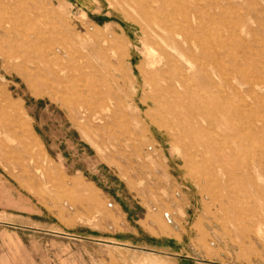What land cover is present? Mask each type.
I'll use <instances>...</instances> for the list:
<instances>
[{
    "label": "rangeland",
    "instance_id": "374dc122",
    "mask_svg": "<svg viewBox=\"0 0 264 264\" xmlns=\"http://www.w3.org/2000/svg\"><path fill=\"white\" fill-rule=\"evenodd\" d=\"M0 264H264V0H0Z\"/></svg>",
    "mask_w": 264,
    "mask_h": 264
},
{
    "label": "bare ground",
    "instance_id": "6f19581e",
    "mask_svg": "<svg viewBox=\"0 0 264 264\" xmlns=\"http://www.w3.org/2000/svg\"><path fill=\"white\" fill-rule=\"evenodd\" d=\"M127 3H128V2H127ZM168 27H169V26H166V29H167V30H169ZM163 38H164V37H163ZM164 40H166V39L164 38ZM169 40H170V39H169ZM153 41H155V38H153V37L150 36V37H149V42H153ZM167 41H168V40H167ZM168 42H169V41H168ZM175 42H176V41H175ZM147 43H148V41H147V42H144L145 45H147ZM171 43H172V41H171ZM177 44H178V43H177ZM171 45H172V44H171ZM174 45H175V44H174ZM172 46H173V45H172ZM175 47H177V46H175ZM180 49H181V48H180ZM147 50H148L149 53H151L149 47H148ZM160 52H161L162 55L165 53L164 51H160ZM183 52H184V51H183ZM154 63H155V62L153 61L152 64H154ZM57 70H58V69H57Z\"/></svg>",
    "mask_w": 264,
    "mask_h": 264
}]
</instances>
